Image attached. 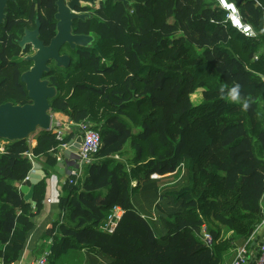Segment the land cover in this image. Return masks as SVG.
I'll return each mask as SVG.
<instances>
[{
	"label": "trees",
	"instance_id": "trees-1",
	"mask_svg": "<svg viewBox=\"0 0 264 264\" xmlns=\"http://www.w3.org/2000/svg\"><path fill=\"white\" fill-rule=\"evenodd\" d=\"M126 1V6L100 2L91 20L76 21L78 32L93 34V45L71 55L65 75L66 70L45 75L57 89L49 101L53 118L87 122L101 139L96 161L80 178L69 177L75 183L68 179L60 186L58 208L64 215L44 232L50 241L46 264L69 249L106 254L109 264H219L229 243L215 244L214 222L248 238L263 218L264 0H228L252 26L254 38L232 28L215 0ZM35 10L43 11L41 37L49 38L54 0L8 3L0 104L16 98L15 105L30 102L20 82L30 64L4 67L19 52L12 43L19 32L11 15L21 11L23 27ZM234 84L240 85L239 102L227 98ZM198 90L201 101L193 105L190 97ZM76 133L72 128L62 142ZM32 139L34 147L19 140L0 153L2 264L18 260L45 197L41 180L33 188L35 206L24 201L19 186L30 185L25 179L32 166L23 154L31 152L47 176L56 172L55 132L38 131ZM180 163L183 183L161 195L156 232L134 209L133 195L152 174L172 173ZM114 206L125 213L114 233L106 234L100 226ZM202 226L212 237L211 247L200 239Z\"/></svg>",
	"mask_w": 264,
	"mask_h": 264
},
{
	"label": "water",
	"instance_id": "water-1",
	"mask_svg": "<svg viewBox=\"0 0 264 264\" xmlns=\"http://www.w3.org/2000/svg\"><path fill=\"white\" fill-rule=\"evenodd\" d=\"M14 0H0V26L4 23L5 9L7 4ZM98 0H70L67 4L65 0H56V13L54 19L56 21V34L50 40L49 45L44 46L42 41L38 39L40 24L36 21V27L33 32H25L24 36L18 42L23 48L26 44L32 45L36 50L35 54L26 58L32 61V67L23 72L20 76V82L24 85L27 97L30 102L22 105H15L11 102L0 104V140L11 143L19 140L31 141L32 136L38 131H49L53 116L50 113L49 101L57 95V89L49 84L48 80L41 79L44 72H49L48 62H54L57 68L66 69L70 65V58L58 55L60 46L67 43L70 48L89 46L93 37L91 35H72V22L74 20L85 21L92 18L91 14H77L72 12L81 4L94 5ZM104 1V0H102ZM114 3H122L124 6L128 4L126 0H112ZM80 137L75 139L74 145L69 150L76 151ZM69 150L64 151L67 157ZM61 167L59 162L56 163L55 170ZM30 185H23L20 191L24 201H32V191L34 185L45 179V173L41 166L37 163L33 164L32 170L28 174Z\"/></svg>",
	"mask_w": 264,
	"mask_h": 264
},
{
	"label": "crops",
	"instance_id": "crops-1",
	"mask_svg": "<svg viewBox=\"0 0 264 264\" xmlns=\"http://www.w3.org/2000/svg\"><path fill=\"white\" fill-rule=\"evenodd\" d=\"M262 80L264 81V76H262ZM199 92L201 95V90H198L194 94L199 95ZM200 101L201 97L197 100V103H192L193 105H198ZM28 142H30V145L32 147H34L36 144V141L34 139H31V141ZM6 144L7 143L4 144L3 150ZM39 165L41 166V169L44 172L42 165ZM67 167L71 168V166ZM156 175V179H151V181L140 185L138 191L133 195L132 205L138 215L141 218L143 216L144 218L142 219L148 222L154 231L158 232L159 226L157 222L158 213L156 211V205L162 202L161 195L164 191H168L176 185L180 186L183 183L185 167L183 163H180V165H178V167L172 173H168L162 176L158 174ZM44 181L46 188L45 197L42 203V211L34 217L33 227L27 234L26 242L24 243L22 251L19 254L18 260L13 264H34L37 260L44 257L45 254L49 252L48 246L50 245V241H46L43 237L44 232L49 228V226L53 222L61 220L64 215V212L60 211V209L58 208V196L60 186L64 183L65 177L61 176L59 171H56L50 176H47L45 174ZM21 186L23 185H20L19 189ZM46 197H51L52 199H54V201L52 203L45 204ZM259 204L263 218L260 224L256 227L255 231L248 238L239 237L226 226L219 225L217 224V222H214L215 225L219 228V236L217 240H215V244H217L219 241L225 240H227L229 243V246L221 252V259L219 264L225 261H231L235 255V250L237 249V247L242 245H247L252 251V253L254 255L256 254L260 235L264 231L263 192ZM259 232L260 235H258ZM68 257L76 258L77 260L75 261V264H77V262H79L78 264H109L111 262V258L103 253H94L87 250L78 251L69 249L64 254L55 259L53 264H69L70 261H68ZM0 264H2L1 259Z\"/></svg>",
	"mask_w": 264,
	"mask_h": 264
},
{
	"label": "built area",
	"instance_id": "built-area-1",
	"mask_svg": "<svg viewBox=\"0 0 264 264\" xmlns=\"http://www.w3.org/2000/svg\"><path fill=\"white\" fill-rule=\"evenodd\" d=\"M215 1L217 2L218 7L225 12L226 22L229 23L232 28L245 37H256V33L252 26L243 21L238 8L233 2L228 0ZM255 59H257V56H255ZM72 128H76L77 133L74 134L67 143H63L62 140L69 134ZM49 131L55 132V139L60 143L56 148L54 156L56 157V162L61 164V167L58 170L61 176L65 177V181L68 180L69 177H74L75 179L80 178L83 175L84 167L91 166V164L96 161L94 156L101 146L100 134L98 131L92 129L87 122L76 124L73 121H67L66 123H62L60 121H54V119L51 122ZM78 136L80 137V142L78 143L76 151L69 150L74 145L75 139ZM5 143V141L0 140V153L3 152V146ZM66 150L70 151L67 157L64 156V151ZM23 155L30 161L31 166L36 163L35 157L31 152H26ZM67 166H71V168H68ZM150 178L156 179L157 175L152 174ZM25 180H29L28 177ZM69 183L75 182L69 179ZM53 201L54 199L51 197H46L45 204L52 203ZM124 213L125 211L120 206H114L110 210L105 222L100 226V230L106 234L114 233ZM142 218L144 217L142 216ZM258 235H260V232ZM200 239L207 247H211L213 244L212 237L205 230L201 231ZM46 255L47 254L37 260L34 264H46ZM221 264H264V231L260 235L255 255L247 245H242L237 247L235 255L231 261H225Z\"/></svg>",
	"mask_w": 264,
	"mask_h": 264
},
{
	"label": "flooded vegetation",
	"instance_id": "flooded-vegetation-1",
	"mask_svg": "<svg viewBox=\"0 0 264 264\" xmlns=\"http://www.w3.org/2000/svg\"><path fill=\"white\" fill-rule=\"evenodd\" d=\"M15 1V0H14ZM13 1V2H14ZM32 1V0H31ZM34 1V0H33ZM40 1V0H39ZM55 1L56 0H54V6H55V12L53 13V21H54V34H52L49 38H46V39H43L41 36H42V32H41V23H40V21H39V16H40V13H43V11L42 10H40V11H38V10H35V12H36V14H35V16L33 17V19L31 20V19H28V24L27 25H25V26H21L20 25V22L19 21H21V19L22 18H24V14L20 11V14L18 15V14H15V15H11V19H12V21H14L13 22V24H14V26L17 28L16 30L19 32L18 33V35H19V37L18 38H15V33H14V37L12 38V43L13 44H15V46H17L18 48H19V52H18V54L17 55H15L13 58H12V60H11V66H12V68L14 69V70H16V64H18V63H20V62H22V61H25V62H27V63H29L30 65H29V67H28V69L27 70H29L31 67H32V65H33V63H32V61H28V60H26V58H28V57H31V56H33L34 54H35V52H36V50L35 49H33V47H32V45H30V44H26L23 48H21L20 46H19V44H18V42L21 40V38L24 36V33L27 31V32H33L34 31V29H35V27H36V21L38 20L39 21V24H40V29H39V35H38V39L40 40V41H42V43H43V45L44 46H47V45H49V43H50V40L55 36V34H56V21H55V19H54V14L56 13V5H55ZM70 0H65V3L67 4L68 2H69ZM100 2H102V3H106L107 2V0H104V1H102V0H98V1H96L95 2V4L94 5H89V4H81V6L80 7H78V8H75L72 12H75V13H77V14H91L90 13V11L91 10H94L95 8H97L98 7V3H100ZM7 7H8V4H7ZM4 14H5V19H4V23L0 26V47H3V46H7V43L6 44H2V39H3V37H4V35H3V31H2V29L4 28V25H5V22H6V20H7V8L5 9V12H4ZM91 16L93 17V15L91 14ZM30 17V16H29ZM92 18H87V19H85V21H81V22H86L87 20H91ZM76 21H80V20H74L73 22H72V29H71V34L72 35H91L92 37H93V40H92V42L89 44V46H87V47H85V48H82V47H75V48H70V46L67 44V43H65V44H63L62 46H60V48H59V50H58V55L59 56H61V57H68V58H70V61L72 62V58H71V55L73 54V53H78L79 51H81V50H83V49H89V48H91V46L93 45V43H94V36H93V34L92 33H84V32H78L77 31V29H75L74 28V23L76 22ZM19 25H20V27H19ZM1 31H2V33H1ZM8 35V34H7ZM8 41V43H9V40H7ZM71 62H70V65H71ZM70 65H69V67H70ZM47 66L49 67V72H44L43 74H42V78L41 79H45V75H49L53 70H56L57 72H59V73H61V72H63L64 70H67L68 68H66V69H63V68H57L56 66H55V64H54V62H52V61H50V62H48V64H47ZM27 70H25V71H27ZM24 71V72H25ZM23 73V72H22ZM21 73V74H22ZM21 74H20V76H21Z\"/></svg>",
	"mask_w": 264,
	"mask_h": 264
},
{
	"label": "rangeland",
	"instance_id": "rangeland-1",
	"mask_svg": "<svg viewBox=\"0 0 264 264\" xmlns=\"http://www.w3.org/2000/svg\"><path fill=\"white\" fill-rule=\"evenodd\" d=\"M113 4H118V3H114V2H113ZM258 4H259V3H256L257 6H258ZM99 7H100V3H98V7L95 8L94 10H91L90 13H91L92 15H97V9H99ZM127 10H128V13L131 12V8H130V7H128ZM7 59H8V60H7V64H6L7 66L4 67V68H6V69H7L8 67H12V66L10 65V63H9V58H7ZM10 60H11V59H10ZM67 72H68V70L64 71V72L61 73V74H62V75H65ZM200 97H201V95H200V92H199V95H198V94H193V95H191L190 99H191L192 102L197 103V100H198ZM12 102L18 104V103L20 102V99H19V98L12 99ZM53 119H54V118H53ZM54 121H55V119H54ZM32 137H33V136H32ZM31 139H32V138H31ZM114 157L117 158V159H120V158L117 157V156H114ZM201 230H205V231H206V229H205L204 226L201 227ZM76 260H77L76 258L68 257V261H70L69 264H75V261H76ZM78 263H79V262H77V264H78ZM56 264H59V263H56Z\"/></svg>",
	"mask_w": 264,
	"mask_h": 264
},
{
	"label": "clouds",
	"instance_id": "clouds-1",
	"mask_svg": "<svg viewBox=\"0 0 264 264\" xmlns=\"http://www.w3.org/2000/svg\"><path fill=\"white\" fill-rule=\"evenodd\" d=\"M221 91H223V89H221ZM227 98L232 102H239L241 100L239 84H234L230 89H228ZM242 106L247 108L248 101L244 100Z\"/></svg>",
	"mask_w": 264,
	"mask_h": 264
}]
</instances>
